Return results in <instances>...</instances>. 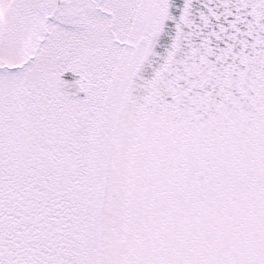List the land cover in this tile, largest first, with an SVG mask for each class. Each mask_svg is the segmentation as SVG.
<instances>
[{"label": "snow or ice", "instance_id": "snow-or-ice-1", "mask_svg": "<svg viewBox=\"0 0 264 264\" xmlns=\"http://www.w3.org/2000/svg\"><path fill=\"white\" fill-rule=\"evenodd\" d=\"M0 264H264V0H0Z\"/></svg>", "mask_w": 264, "mask_h": 264}]
</instances>
